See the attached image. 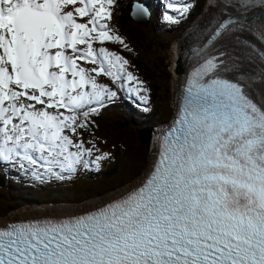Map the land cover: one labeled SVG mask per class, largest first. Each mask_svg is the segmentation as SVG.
I'll use <instances>...</instances> for the list:
<instances>
[{
	"label": "snow or ice",
	"instance_id": "snow-or-ice-1",
	"mask_svg": "<svg viewBox=\"0 0 264 264\" xmlns=\"http://www.w3.org/2000/svg\"><path fill=\"white\" fill-rule=\"evenodd\" d=\"M114 3L0 0V163L27 171L43 161L50 175L74 172L92 149L73 137L116 96L97 77L144 91L127 59L95 47L128 49L106 22ZM257 6L264 0L227 4L243 12ZM168 7L184 13L191 5ZM235 16L222 17L208 44L253 28L264 40V16L258 25ZM229 59L221 49L195 70L138 185L82 214L0 222V264H264V74L257 97L255 73L221 77ZM33 175L42 178L34 168Z\"/></svg>",
	"mask_w": 264,
	"mask_h": 264
},
{
	"label": "rangeland",
	"instance_id": "rangeland-1",
	"mask_svg": "<svg viewBox=\"0 0 264 264\" xmlns=\"http://www.w3.org/2000/svg\"><path fill=\"white\" fill-rule=\"evenodd\" d=\"M126 2L128 0H115L110 9L112 17L106 22L111 29V33L119 35L131 51L125 49L118 42H104L103 45L96 44L95 47H106L109 51L116 52L127 59L129 61L127 70L143 82L144 91L137 92L133 90L135 88L134 83L130 85L124 82L122 87L120 81L113 82L110 77L103 75L97 77L98 82L115 92L116 96L111 99L105 98V106L99 108L96 113L89 117L88 127L79 129L80 135L73 137L74 140L82 141L85 148L92 149L91 155L87 153L84 155V160L89 161V163L87 165L84 163L77 165L74 172H62L59 168H55L54 171L57 175H50L46 172L43 161H38L35 166L26 164L27 171L21 168L19 164L0 163V172L3 173L2 179H0V220L12 215L15 218L27 208L34 207L36 203L58 208L56 202L80 201V198L88 194H100L88 199L103 198L106 194L109 195L120 190L117 189L119 185L125 187L131 182L137 181L150 165L148 161L149 158L151 159L152 154L147 141L153 143V139L147 136V133L143 132L142 129L166 122L171 116L174 90L172 76H175L172 67L176 61L175 46L180 38H184L183 35L186 34V29L192 27L203 12L206 16L211 14L210 9L206 6L208 4L207 0H148L146 8L150 11L149 18L140 19L136 12L131 19L124 17L126 24L122 25L119 21L123 17L118 18L117 16L118 4ZM169 3L189 4L191 7L187 12L181 13L169 8ZM160 7L162 11L157 12L156 17H154V8L159 10ZM166 15L173 16L174 21L165 19ZM141 21L147 24L142 25L140 24ZM208 22L209 19L204 25H207ZM128 29L131 36L127 33ZM133 54L135 58L131 59ZM80 63L86 68L95 66L84 62ZM146 63L153 64L154 70L156 65L162 66L167 70V76L160 68V71L156 74L153 71V79L148 82L143 77L144 74L137 69L139 65ZM166 81L169 84L167 90H165ZM117 118H127L126 131L120 133L124 136L127 135L126 146L130 156L128 155L125 161H121L126 163L127 166L122 167L118 174L111 178H104L95 173L93 169H96L105 160V158H97L104 154L105 141L103 140L107 137L102 140L96 135H92L91 132L96 130L98 124L102 122L113 125V121ZM69 135L71 134L69 133ZM115 135L118 136V134ZM75 150L72 149V151ZM33 168L36 172L42 174V178H36L33 175ZM79 171L86 174L87 178H79L74 181L72 175ZM101 192L104 193L101 194ZM79 206L81 205L79 204ZM72 207L74 208L76 205L69 204L68 208ZM19 210L20 212L15 213Z\"/></svg>",
	"mask_w": 264,
	"mask_h": 264
},
{
	"label": "bare ground",
	"instance_id": "bare-ground-1",
	"mask_svg": "<svg viewBox=\"0 0 264 264\" xmlns=\"http://www.w3.org/2000/svg\"><path fill=\"white\" fill-rule=\"evenodd\" d=\"M130 1L131 0H128L129 3H130ZM147 3H148V0H146V2H145V0H142V1L141 0H132L131 3H130V7L137 11L136 15L139 16L140 19H144L145 20V19L149 18V12H150L146 8V4ZM141 9H144L146 11V14L142 13ZM161 11H162L161 7L159 8V10H155V8H154V15L153 16L156 17V13L157 12H161ZM210 14L211 15L206 16V14L203 12V14L196 21V23L192 27H190L191 29L189 31H187L185 35H183L184 38H182V39L180 38V40L177 42V45L179 43L181 48L183 50H185V51H190L194 47V50L192 52H190V53H186V52H184L183 50H180V49L178 51H176V54H177V56L179 58H182V59H196L197 58V55H198V53L200 51V48H199L200 44L199 43L203 39V37H204V35L206 33V30H207V27L209 26L211 21L214 20L218 16V14H213L211 11H210ZM252 16H253V14H252ZM246 17L251 20V17H249V15H247ZM209 18H210V21H209L208 25H204L206 23L207 19H209ZM140 24L146 25L147 23L141 21ZM252 37L255 39L256 42L261 41V39L255 34ZM222 42L224 43V41H219L218 42L219 46H223L221 44ZM240 42H241L240 44H237V42L235 40H232L231 43L234 44L233 47L223 48L230 54V59L228 61H230V62H232L233 60H238L239 61V63L235 64L233 67H230L228 69V73L231 76H233V77L238 76L239 74H237V72L239 73L242 70V65L240 64V60L242 59L240 57V50H241L242 47H244L243 44L245 42V39H242ZM247 48H248L249 51L253 52V56H259V53H260V51L262 49H264V46L256 48L255 46L250 45ZM232 54H234V55H232ZM180 63H181V61H180ZM262 69L263 68H259V73H263L264 72V69L263 70ZM244 73H247V72H244ZM249 75H251V74H249ZM180 76H181L180 72L179 71L176 72V75L174 76L173 80L174 81H178ZM255 76H257V73H255ZM173 96H176V91L175 90H173ZM150 137H152V139H153L152 135ZM148 140H150V139H148ZM147 142L149 143V147L151 149V154H152L151 155V159L149 158V161H150V164H151L153 153H154V143H152L150 141H147ZM149 161H148V164H149ZM149 166H148V168H149ZM148 168H147V170H148ZM146 171H145V173H146ZM144 174H143V176H144ZM142 177L140 176L137 179V181H134L133 183L131 182V184H129L128 186L123 187V190L121 188H119L120 190H117L115 192L112 191L113 193H111L109 195L107 194V196L105 195V197L103 196V198H99V199H95V200H91V201L89 200V201H86L84 203H82L81 201H78V203L77 202L74 203V205H76V207H74V208L73 207L72 208H68V207H64L62 205H57L58 208H54L55 206L32 207V208H27V210L19 213L18 215L17 214H15V215H17V218H21L22 219L23 215H26V214L33 215V214H36V213H41V214L47 213V214L57 215V214H61V213H75V212H78V211H82L84 209L91 208L94 205H96L97 203L105 201L106 199H107L106 201H108V199L114 198V196L116 197L119 193H121L125 189L128 190V188H130L132 186L134 187V185L137 184L138 181H140ZM79 204L81 206H79ZM77 206H79V207H77ZM18 212H20V210L15 212V213H18ZM9 217H8V219L12 220L14 215H12L10 218ZM17 218H13V219H17ZM2 220H4V218L1 219L0 221H2Z\"/></svg>",
	"mask_w": 264,
	"mask_h": 264
},
{
	"label": "trees",
	"instance_id": "trees-1",
	"mask_svg": "<svg viewBox=\"0 0 264 264\" xmlns=\"http://www.w3.org/2000/svg\"><path fill=\"white\" fill-rule=\"evenodd\" d=\"M132 1V0H131ZM130 1V3H131ZM129 10H131L129 2L118 4V11L117 16L123 17L119 23L122 25H125V18L124 17H131L129 16ZM130 30L128 29V34L130 35ZM135 58L134 54L131 55V59ZM160 68L162 69L163 73L167 76V70L163 68L160 65H156L155 70L154 66L151 63H146L143 65L138 66V71L144 74V78L150 82L153 79V71L158 73L160 71ZM169 87L168 82H165V90H167ZM171 93V92H170ZM144 116V115H143ZM142 116V117H143ZM126 122L127 118H117L113 121V125L110 123L102 122L98 124L96 130H93L91 132L92 135H96L98 138H101L102 140L107 137V139L103 140L104 142V154H102L101 157L105 158L104 162L97 166L96 169H93V171L97 174H99L101 177L104 178H111L118 174L119 170H121L122 167H126L127 164L121 161H125L127 156H130V153L128 154L127 146H126V139L127 135H123L120 133L121 131H126ZM115 134H118L116 136ZM108 145V146H107ZM107 154V155H105ZM3 174L0 176V179H2ZM73 180L76 181L79 178H87V175L84 174L82 171L75 172L73 175ZM104 192H101V194ZM96 195L100 194H88L84 196L83 198H80V201L86 200L90 197H96ZM67 200V199H66ZM73 200H69L68 202H72ZM75 202H78L79 200H74Z\"/></svg>",
	"mask_w": 264,
	"mask_h": 264
},
{
	"label": "water",
	"instance_id": "water-1",
	"mask_svg": "<svg viewBox=\"0 0 264 264\" xmlns=\"http://www.w3.org/2000/svg\"><path fill=\"white\" fill-rule=\"evenodd\" d=\"M207 2L209 5L210 4H216L218 9L222 8L226 13H228V15L235 14V11H241L242 14L249 15V17H252V14H253L254 18H256L257 15H255V13L261 12L259 10V6L253 7L251 9L247 10L246 12H243L242 10H232L229 7H227L228 0H207ZM135 13H136V11L134 9L131 8V10H129V16L130 17H132ZM177 49H178V47L176 45L175 46V53H176ZM175 57H176V61H175L172 68L174 70L175 75H176V72L179 71L181 76L178 79V81L173 80V84H174L173 87L178 89V88H180V86L182 84V81L185 77V74L187 72L188 67L190 66V63H188L185 59L179 58L177 56V54H175ZM180 61H181V63H180Z\"/></svg>",
	"mask_w": 264,
	"mask_h": 264
},
{
	"label": "flooded vegetation",
	"instance_id": "flooded-vegetation-1",
	"mask_svg": "<svg viewBox=\"0 0 264 264\" xmlns=\"http://www.w3.org/2000/svg\"><path fill=\"white\" fill-rule=\"evenodd\" d=\"M173 79H174V76H172V86L174 85L173 84ZM182 84H183V81H182ZM182 84H181V86H182ZM181 86H180V88H181ZM180 88H178V89H176L175 87H173V89L175 90V91H177V90H179ZM172 100H173V109H172V113H171V115H174V114H176L177 113V109H178V105H179V96L177 95V93H176V96H172ZM176 106V107H175ZM150 164V163H149ZM136 185V184H135ZM134 185V186H135ZM124 185H119L118 187H117V189H119V188H122ZM133 187V186H132ZM132 187H130V188H132ZM130 188H128V189H130ZM126 191H127V189H125ZM122 191L121 193H119L118 195L120 196L121 194H123L124 192H126V191ZM107 195V194H106ZM118 195L116 196V197H118ZM105 196V195H104ZM115 196H114V198H116ZM100 198H102V197H100ZM99 199V198H98ZM111 199H113V198H110V199H108V200H111ZM92 200H95V199H92ZM107 200V199H106ZM105 200V201H106ZM105 201H102V202H105ZM74 204V203H76L74 200L71 202V204Z\"/></svg>",
	"mask_w": 264,
	"mask_h": 264
},
{
	"label": "clouds",
	"instance_id": "clouds-1",
	"mask_svg": "<svg viewBox=\"0 0 264 264\" xmlns=\"http://www.w3.org/2000/svg\"><path fill=\"white\" fill-rule=\"evenodd\" d=\"M130 4V3H129Z\"/></svg>",
	"mask_w": 264,
	"mask_h": 264
}]
</instances>
